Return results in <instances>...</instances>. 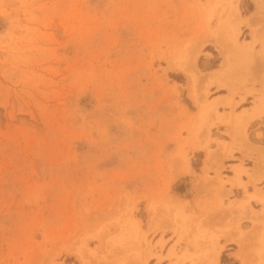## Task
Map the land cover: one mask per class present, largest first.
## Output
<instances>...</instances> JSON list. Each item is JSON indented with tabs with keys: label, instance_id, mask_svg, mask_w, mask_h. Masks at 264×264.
<instances>
[{
	"label": "rangeland",
	"instance_id": "1",
	"mask_svg": "<svg viewBox=\"0 0 264 264\" xmlns=\"http://www.w3.org/2000/svg\"><path fill=\"white\" fill-rule=\"evenodd\" d=\"M241 1L228 13L217 0H0V264H204L223 236L261 228L264 264V222L242 231L223 219L234 203L198 196L202 151L227 146L213 137L224 114L200 121L185 73L211 100L210 71L238 59L224 25L249 15Z\"/></svg>",
	"mask_w": 264,
	"mask_h": 264
},
{
	"label": "crops",
	"instance_id": "2",
	"mask_svg": "<svg viewBox=\"0 0 264 264\" xmlns=\"http://www.w3.org/2000/svg\"><path fill=\"white\" fill-rule=\"evenodd\" d=\"M241 2L243 7L245 2L250 6L249 15L244 18L251 20L255 31L253 57L250 61H245L246 65L244 69H240L241 71L238 70L237 61L230 60L229 63L222 59L219 63L218 69L228 66L224 76L222 75L223 78L220 79L221 84L226 86L217 87L213 82L210 92L216 93L212 99L224 98L223 103H229L218 108L221 114L227 116L223 118L224 124L218 128L219 135L213 133V137L227 146L220 150L212 146L216 151L209 158L202 151L203 157L195 180L206 175L209 178V184L199 191L198 196L202 199L222 202L223 206L234 203L232 209L223 215V219L226 220L229 215L233 216L236 221L241 222V230L244 231L245 224L247 228H251L248 224L251 222L249 219L264 222V204L258 201V197H264V0ZM242 29L245 30L246 26L242 25ZM250 41L252 42V39L247 40ZM218 69H212L210 72ZM234 115L240 117V123H234L232 118ZM199 152L192 153V158L194 159L195 154ZM214 169L219 170V173L213 171ZM240 183L245 185L247 195H253L254 198H246L243 187L238 186ZM208 188H217L219 193L216 196L214 193L209 194ZM261 238L262 228L255 238H247L244 242L240 238L226 241L227 238L223 236L219 241L221 253L219 259L220 255L224 254L233 259V262L241 264V260L232 258L233 254L236 256L240 252L239 258L253 256ZM230 249L233 252H230ZM243 263L245 264L244 261Z\"/></svg>",
	"mask_w": 264,
	"mask_h": 264
},
{
	"label": "bare ground",
	"instance_id": "3",
	"mask_svg": "<svg viewBox=\"0 0 264 264\" xmlns=\"http://www.w3.org/2000/svg\"><path fill=\"white\" fill-rule=\"evenodd\" d=\"M238 3V0H217V2H215V3H212V5H213V7H217V5H221V6H226L227 8H230V11L229 10H227V12L229 13V12H231L232 11V13H237V7H236V4L235 3ZM211 4V3H210ZM209 7H211V6H209ZM212 9V8H211ZM210 10V9H209ZM212 12V11H211ZM210 12V13H211ZM238 12H239V10H238ZM213 13V12H212ZM230 19V18H229ZM233 20V19H232ZM232 20H231V22H232ZM225 22V21H224ZM230 21H229V23H231ZM222 23V22H221ZM227 23V22H226ZM230 25V26H229ZM242 25H247L249 28H251L252 29V31L254 32V30H253V24L251 23V20H249V19H245V18H242V17H237V19H236V21H234V23H232V24H228L227 23V25L225 24L224 26H225V28H228V30L226 31V33H227V38L225 37V40H227V42L229 43V48L231 49L230 51L232 52V54H238V56H240V57H238V56H236L238 59H235L237 62H238V65H239V69H238V66H237V69L238 70H240V69H244V66L246 65V63H245V61H247L249 58H248V56L250 55V51H251V49H250V47H252L253 46V44H254V42H255V32H254V36H252V42L250 41V42H247V41H245L246 42V44H247V46H244V47H241V45L237 42L238 40H237V38H238V36H239V34H240V31H241V27H242ZM229 26V27H228ZM220 27V26H219ZM223 27V26H222ZM224 28V29H225ZM253 32H252V34H253ZM226 36V35H225ZM226 42V45L225 46H227L228 45V43ZM221 45V44H220ZM221 46H223V45H221ZM225 48H227V47H225ZM231 54V55H232ZM241 58V59H240ZM194 60H195V58H194ZM225 61L227 62H229L230 63V59H229V56H227V54H225ZM228 63V64H229ZM235 66V67H236ZM188 67H189V65H188ZM192 67H194V66H192ZM233 67V66H232ZM234 67V68H235ZM190 68V67H189ZM226 68L228 69V66L227 67H225V68H220V69H218V70H216V71H214L213 72V74L212 75H210L209 74V79H211V80H215V81H218V82H220L221 83V80H220V78H222L223 76H224V73H225V70H226ZM192 69H187V70H185V73L187 72V74L189 75V77H190V81H191V85H190V96L193 98V100L195 101V103H196V106H197V108H198V112H197V115H198V117H199V119H200V121H205L206 119H207V117H208V115L210 114V113H218V114H221L219 111H218V108L220 107V106H225L226 104H228V103H223V100L222 99H224V98H215V99H211V100H209V101H207L206 99H204V98H201L200 97V95H198L197 94V91H196V87H195V84H196V79H197V75L195 74V73H193L192 71H191ZM229 71V70H228ZM234 71H237V70H233V72ZM241 71V70H240ZM223 75V76H222ZM199 76V75H198ZM223 86H226V85H224V84H222V85H219V87H223ZM225 116H227V114H225L224 116H223V118L225 117ZM230 116H232V115H230ZM217 118V117H216ZM231 118V117H230ZM232 118H234V123L235 124H238V123H240V117H238V115H234ZM218 121V120H217ZM222 121H224V119H222ZM225 122V121H224ZM204 123V122H203ZM233 123V124H234ZM243 129L244 128H242V132L244 133V131H243ZM247 198V197H246ZM252 199V198H254V196L253 195H248V199ZM177 200V199H176ZM180 200V199H179ZM179 200H178V202H179ZM182 201V200H181ZM180 201V203H182ZM258 201H260L261 203H263L264 204V197H258ZM175 204V203H174ZM178 206V203H176V205H174V208H173V212H172V214H173V218H174V221L176 222V221H180L181 219H183L182 217V215H181V212H180V210H181V208H180V210H179V208L177 207ZM152 208H153V206H152ZM150 209V208H149ZM153 211V210H152ZM153 217V216H152ZM185 218V217H184ZM153 219V218H152ZM152 219H151V221H152ZM154 221V220H153ZM129 222V221H128ZM131 222H132V220H131ZM130 222V223H131ZM134 222H135V219H134V221L131 223L132 225H131V229L129 230V237H127V238H129V242H130V245H132V242L134 241V243H135V245H136V240H134L133 239V241L131 240L132 238H135L139 233V231H138V228H137V225H135L134 224ZM150 224V223H149ZM179 224V223H178ZM197 230V229H196ZM127 234H128V231H127ZM127 234H126V236H127ZM202 234V233H201ZM197 236V235H196ZM205 237V236H204ZM136 238H138V236L136 237ZM196 238V237H195ZM203 240H205V239H203ZM208 241L210 240L209 238L207 239ZM123 241V240H122ZM196 241H198V240H196ZM125 243V242H124ZM203 243V242H202ZM123 244V243H122ZM197 244V243H196ZM213 244H214V240H213ZM212 243H211V245H213ZM126 245V243L124 244V246ZM137 245H139L138 243H137ZM136 245V246H137ZM217 245H218V242H217V244L215 243V245L213 246L214 248L213 249H211L210 250V252L208 253V254H206L205 255V257L202 259V256H198V257H200V259H202V260H204V264H219V253H220V247L218 246L217 247ZM262 245V244H261ZM208 246V245H207ZM138 247V246H137ZM139 248V247H138ZM185 253V252H184ZM264 253V252H263ZM159 256H161L160 257V259H167V260H170L171 258H173L174 256H175V251H174V249H173V247L172 248H170V250L168 251V253L166 254V255H159ZM261 256H262V249L260 248H258V250H256V257H257V260H259L258 262H259V264H260V262L262 261L261 260ZM236 257L237 258H239L240 257V252L239 253H237L236 254ZM187 257L185 256V258L184 259H186ZM191 261L193 260L191 257L189 258ZM196 259V258H195ZM199 259V260H200ZM255 261H256V259H254ZM254 261V262H255ZM254 262L252 263V264H254ZM192 264H199V263H196V260L194 261H192L191 262ZM255 263H257V262H255ZM244 264V263H243ZM251 264V263H250Z\"/></svg>",
	"mask_w": 264,
	"mask_h": 264
}]
</instances>
